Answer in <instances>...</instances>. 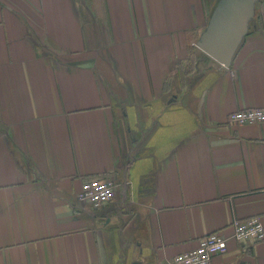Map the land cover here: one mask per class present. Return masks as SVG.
<instances>
[{
	"label": "crops",
	"instance_id": "0c3cea01",
	"mask_svg": "<svg viewBox=\"0 0 264 264\" xmlns=\"http://www.w3.org/2000/svg\"><path fill=\"white\" fill-rule=\"evenodd\" d=\"M219 0H0V264H264V0L226 68L197 41ZM120 187L95 208L84 181Z\"/></svg>",
	"mask_w": 264,
	"mask_h": 264
},
{
	"label": "built area",
	"instance_id": "2783aa9c",
	"mask_svg": "<svg viewBox=\"0 0 264 264\" xmlns=\"http://www.w3.org/2000/svg\"><path fill=\"white\" fill-rule=\"evenodd\" d=\"M230 121L238 125L264 123V108L236 111L230 115ZM119 187L120 184L111 177L89 179L82 184L77 198L83 204L100 208L114 200ZM233 227L232 238L238 242H264V223L259 216L237 219ZM229 240L217 232L209 234L196 248L176 255L166 264H211L215 256L228 251Z\"/></svg>",
	"mask_w": 264,
	"mask_h": 264
},
{
	"label": "water",
	"instance_id": "95a60500",
	"mask_svg": "<svg viewBox=\"0 0 264 264\" xmlns=\"http://www.w3.org/2000/svg\"><path fill=\"white\" fill-rule=\"evenodd\" d=\"M258 0H219L197 47L226 68L251 29Z\"/></svg>",
	"mask_w": 264,
	"mask_h": 264
}]
</instances>
